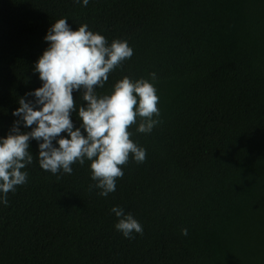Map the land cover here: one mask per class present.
Wrapping results in <instances>:
<instances>
[{
    "label": "trees",
    "instance_id": "16d2710c",
    "mask_svg": "<svg viewBox=\"0 0 264 264\" xmlns=\"http://www.w3.org/2000/svg\"><path fill=\"white\" fill-rule=\"evenodd\" d=\"M58 19L128 42L133 56L98 94L149 80L159 122L129 128L146 159L130 155L107 197L89 189L90 161L46 172L31 140L27 182L0 202V264H264V0H0V138L42 87L34 67ZM73 97L75 130L86 102ZM113 207L143 234L117 231Z\"/></svg>",
    "mask_w": 264,
    "mask_h": 264
},
{
    "label": "clouds",
    "instance_id": "9594fccd",
    "mask_svg": "<svg viewBox=\"0 0 264 264\" xmlns=\"http://www.w3.org/2000/svg\"><path fill=\"white\" fill-rule=\"evenodd\" d=\"M80 3V0H75ZM87 6L89 0H82ZM67 19H58L48 29L44 40L49 47L38 58L34 72L39 74L42 87L19 98V107L12 113L18 119L6 138H0V202L8 204L7 194L27 182L28 173L21 171L33 163L29 142L38 143V162L41 169L52 174H71L72 165L90 161L89 185L100 189L98 195L107 197L116 190V181L124 176L122 166L130 155L136 163H143L146 150L138 146L129 128L137 123L136 131L151 133L159 122V97L149 80L123 77L108 94H98L109 74L133 56L126 40L111 44L87 24L73 31ZM155 80L156 74H150ZM82 90L84 106H79L81 121L75 127L72 113L77 111L73 92ZM34 97V100L28 99ZM21 125L30 131H21ZM66 133V137L62 134ZM55 142V146H54ZM119 218L115 229L125 238L133 233L143 234L142 225L123 208L111 209ZM187 235V229L181 230Z\"/></svg>",
    "mask_w": 264,
    "mask_h": 264
}]
</instances>
